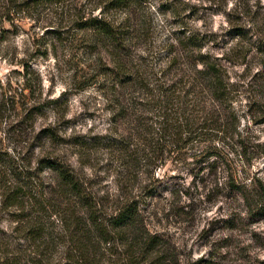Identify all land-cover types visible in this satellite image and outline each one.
<instances>
[{"label": "rangeland", "instance_id": "1", "mask_svg": "<svg viewBox=\"0 0 264 264\" xmlns=\"http://www.w3.org/2000/svg\"><path fill=\"white\" fill-rule=\"evenodd\" d=\"M103 1L23 5L27 0H0L2 157L17 165L30 159L34 165L42 155L60 157L89 178L100 195L137 184L118 181L119 163L103 139L110 132L108 103L92 76L107 60V48L79 27ZM243 1L264 5V0H136L129 11L136 29L132 56L164 62L167 50L194 32L210 38L202 40V50L222 57L237 40L229 29L243 24L230 21L228 14ZM246 61L228 65L234 85L222 107L234 133L206 141L193 160H169L154 172L158 181L147 198L146 224L162 235L163 256L176 257L180 264H264V217L250 212L232 187L252 177L264 179V153L256 146L264 142V118L256 102L263 100L264 79L258 75L263 63L255 53ZM30 114L32 121L26 119ZM48 127L62 140L47 139L42 131ZM52 176L46 170L41 178L47 183ZM0 227L8 222L2 219Z\"/></svg>", "mask_w": 264, "mask_h": 264}, {"label": "trees", "instance_id": "2", "mask_svg": "<svg viewBox=\"0 0 264 264\" xmlns=\"http://www.w3.org/2000/svg\"><path fill=\"white\" fill-rule=\"evenodd\" d=\"M45 1L51 0L23 5ZM135 2L104 0L79 27L107 48V60L92 76L108 103L110 132L103 139L119 163L118 181L137 184L100 195L65 159L48 154L34 165L31 159L17 165L0 153V222H8L0 227V264H180L176 257L163 256L162 235L146 224L147 198L158 181L154 172L169 160H193L206 141L234 133L222 107L234 85L228 65L244 64L255 53L262 59L258 75L264 79V5L238 2L228 14L230 21L243 24L229 29L237 40L224 56L202 50L209 36L190 32L167 50L164 62L156 63L132 56L136 29L129 11ZM261 97L256 102L264 118V90ZM42 133L51 141L62 140L54 127ZM256 146L264 153V142ZM46 170L53 174L47 183L41 178ZM232 187L250 212L264 217L263 178Z\"/></svg>", "mask_w": 264, "mask_h": 264}]
</instances>
